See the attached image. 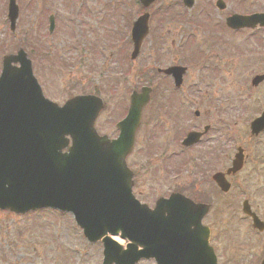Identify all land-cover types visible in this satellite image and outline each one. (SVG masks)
Listing matches in <instances>:
<instances>
[{"label":"flooded vegetation","instance_id":"1","mask_svg":"<svg viewBox=\"0 0 264 264\" xmlns=\"http://www.w3.org/2000/svg\"><path fill=\"white\" fill-rule=\"evenodd\" d=\"M242 2L246 3L248 8L249 5H257L262 0ZM3 3L7 13L8 0H3ZM212 8L216 9L210 7L207 12H204V8L201 9L196 14L195 20L191 22L198 29L197 33L204 34L203 38H205L201 39L198 47L200 54L197 58L195 56L190 58L188 50L185 51L187 55L182 52L181 41L186 33L178 43L176 37L169 38L161 33L160 37L149 41L153 46L152 49L146 51V44L143 43L136 60L131 59L133 51L131 39L126 38L125 43L121 45L115 37L111 46L112 58L114 57L119 63L125 62L124 67L130 71L143 59L142 66L135 75L146 81L137 89L132 86L130 94L125 92L127 88V84L123 81L125 74H118L117 78L106 82L116 85L112 99H116L113 108H116L117 123L126 116L133 93L140 91L142 87L152 89L150 102L144 110L142 129L144 152L148 154L154 152L160 164L156 167L148 160L151 166L150 168L147 166L146 170L157 168L160 176L156 184L161 187L170 185V188L159 196L168 197L172 191H176L196 203L209 206L210 212L205 220L208 221L211 231L210 242L219 264H262L264 261V207H262L264 128L254 134L251 124L264 113V25L258 24L253 28L233 30L227 26L226 20L235 13L229 12L226 5L224 11L214 16L213 12L210 13ZM5 11L2 19L4 29L9 26ZM263 12L264 8L240 14L253 15ZM204 13L209 15L204 17ZM180 22L185 24L183 21ZM166 26L176 28L174 21H163L161 27ZM177 33L178 31L175 35ZM11 35H14L15 39L18 38L15 32ZM232 38L238 39V44L232 43ZM191 39L196 40V35L191 33L185 39V45ZM19 41L21 44V39ZM33 42H37L35 37ZM1 43L3 44V41L0 45ZM5 44H8V41ZM201 48L204 49L202 52ZM232 49L237 50L238 55L232 53ZM8 53L12 52L0 54V74L3 69V57ZM236 55L238 69L236 64L233 66L231 59ZM128 57L129 63L126 62ZM82 65L84 66V64L73 65V71L69 72V76L72 77ZM107 65L108 63L101 62L96 68L103 72ZM173 68L186 69L180 86H176L173 76L160 72ZM191 69L196 71V78L190 76ZM133 72L130 73L134 75ZM156 78L162 79L161 82L156 81ZM80 80H83L82 76ZM119 83L120 85H117ZM118 89L123 91V96L117 94ZM236 90L240 91L237 100L231 101L232 93ZM95 91L102 93L101 90ZM119 99H123V102L118 103ZM120 105H123V108L118 112ZM191 132L198 134V140L186 147L183 141ZM118 134L115 130L112 136ZM154 136L161 138V146L159 149L148 151L147 144L151 143ZM232 139L235 141L233 153ZM238 150L242 155L237 165H242V168L231 174ZM136 158L135 155L130 156L132 165L138 164L139 160ZM220 180L230 184L228 193L222 192L219 186ZM149 182L148 175L135 169L134 190L138 196L151 203L158 193L156 188L148 193L141 190L142 185ZM235 190L238 192L237 196ZM255 201L258 202L256 205H254ZM246 203L251 206L261 222L258 229L254 227L252 217L242 211Z\"/></svg>","mask_w":264,"mask_h":264},{"label":"water","instance_id":"2","mask_svg":"<svg viewBox=\"0 0 264 264\" xmlns=\"http://www.w3.org/2000/svg\"><path fill=\"white\" fill-rule=\"evenodd\" d=\"M154 1L142 4L147 8ZM185 4L191 8L193 1ZM17 17L12 1L13 25ZM257 20L234 16L227 23L239 29ZM146 31L144 16L134 28L136 52ZM14 61L21 62L20 69L11 68ZM147 102V93L132 97L129 115L119 124L120 138L110 141L95 128L104 108L101 99L78 97L60 107L44 99L23 51L6 57L0 77V209L24 214L50 207L73 213L91 242H104V264H137L144 258L158 264H213L209 231L202 225L207 206L175 195L160 199L152 211L131 193L126 159ZM120 233L130 241L125 251L106 237Z\"/></svg>","mask_w":264,"mask_h":264},{"label":"rangeland","instance_id":"3","mask_svg":"<svg viewBox=\"0 0 264 264\" xmlns=\"http://www.w3.org/2000/svg\"><path fill=\"white\" fill-rule=\"evenodd\" d=\"M67 1L68 0H17L18 4L21 6L20 18L17 25V34L19 37H17L22 39L25 35L29 43L35 47H37V43L34 44L33 42L34 34H36L35 32H38V35L42 37V39L38 37L37 39L45 50H43L41 56L35 57V61L38 63L36 65V74H38V77L40 76L39 78L43 81L47 90H50L49 95L52 100L63 103L68 99V95L70 94L74 95L85 91L92 92L94 90H101L102 94L100 93V95L107 101L108 108L101 116L99 130L103 133H108L107 130L112 132V124L118 119L115 118L116 108H113L115 107L116 99H111L109 101L107 99H109L108 96L114 94L116 85L106 81L117 78L118 74H125L124 80L122 79L124 84H127L125 92L130 94V88L132 86L137 89L145 84L146 79L135 75V72L141 68V63L135 64V67L130 71L124 67L123 64L125 62L120 61V64L114 57H111L107 58L108 65L105 71L102 72V70L96 67L100 65L103 59H106L104 46H108V48L112 46V43L115 41V39L112 38L113 36L118 39L119 44L123 45L129 28L130 16L133 15L138 17L144 13V10L137 6V0H89L86 5L84 3L83 8L79 10H77L75 2L80 5L81 2L79 1L82 0H69L72 1L70 4H68L69 1L68 3ZM164 1L168 4L172 2V0H158L150 10L152 9L155 11L156 5ZM215 1L216 0H196V8L189 11L183 6L182 0H173L174 6L172 9V16L167 18V16L163 15L161 12L154 20L152 24L154 36L160 37L161 33H164L166 37H176L178 43L183 34L186 33L181 41V45L183 46L182 52L184 51V54H186L185 51L188 50V56L190 58L194 56L197 58L200 54L198 47L202 41L201 39H205L203 38L204 34L196 33L192 29L184 26V24H180V21L185 17L195 18L201 8L205 9V11L203 10L204 12H207V9L210 7L216 8ZM244 1L248 2V0ZM225 2L227 3V9L231 13H248L264 8V0L257 5L252 4V6H250L248 4V8L247 4H243L241 0H225ZM3 4V0H0V42L3 41V44L1 43L0 45V54L5 52H16L20 48L19 39H15L13 37L14 35L10 34L9 29H4L2 25L5 11ZM54 4L58 9L54 8ZM164 6L166 7V3ZM55 10H57L60 15L57 17V31L49 34L47 19ZM212 12L214 16L220 13V11L213 8L210 13ZM207 15L209 14H203L204 17H207ZM163 21H174L176 28H170L169 26L161 27ZM201 21H203V19ZM169 31L173 33L170 34L168 33ZM176 31H178V33L175 35ZM191 33L196 35L197 39H191L187 45H184V40L189 37ZM6 41H8V44H5ZM231 42L238 44L239 40H234L232 38ZM27 47L28 46H26V48ZM26 48L25 50L27 51ZM89 48L90 52L87 51ZM152 48L153 46L147 42L145 45L146 51ZM202 50L204 49L201 48V52ZM45 52L49 53L46 54ZM97 52H99L98 55ZM232 53L238 55L237 50L233 51L232 49ZM237 55L231 58L233 66L236 64V68L238 66ZM32 59H34V57ZM129 61L130 59L128 57L126 62L129 63ZM82 62H84V66L82 65V68L78 69L76 73L70 77L69 71H73L72 66H77ZM89 64L92 66L91 68ZM132 71H134V75L130 73ZM195 72V70L191 69L190 76L196 78ZM81 76L83 80H80ZM161 80L162 79L156 78V81L161 82ZM117 85H120V83ZM70 86H72V88H69ZM239 92V90H236V92L232 93L233 98L231 101L237 100ZM202 93L203 92H201V94ZM117 94L121 97V95L123 96V91L118 89ZM120 102H123V99H119L118 103ZM122 108L123 105H120L117 111L121 112ZM108 134L112 137V134ZM160 146L161 138L159 136H154L151 143L147 144V150H156L159 149ZM234 146L235 141L232 139V153ZM143 148L144 144L141 139L139 145L136 146L135 153V156L140 162L138 161L137 165L133 163L136 168L131 164L134 169H137L140 173L144 172L145 175H148L150 178V182L143 184L144 190L142 188L141 190L148 193L154 191L156 188L158 193H163L168 190L170 185L166 184L161 187L156 184L159 181L160 172L157 168H149L151 165L158 167V163L152 160L154 152L150 154L145 153L143 152ZM148 160H150L151 165L148 164ZM147 166L149 170H146ZM234 193L235 196L238 195L236 190ZM146 198H148L147 195ZM143 199L144 198H142V201ZM257 203L258 202L255 201L254 205ZM262 207H264V204H262ZM74 224L75 222L71 215L60 216L53 211H45L34 215L30 214L25 217L8 212H0V264H102L103 255L101 245L89 247V243L82 237L81 230L79 228L76 229V225ZM122 245H125V242H122ZM140 264L154 263L143 261Z\"/></svg>","mask_w":264,"mask_h":264},{"label":"bare ground","instance_id":"4","mask_svg":"<svg viewBox=\"0 0 264 264\" xmlns=\"http://www.w3.org/2000/svg\"><path fill=\"white\" fill-rule=\"evenodd\" d=\"M115 240L117 241V242H120V240H119V238L117 237V238H115ZM121 243V242H120Z\"/></svg>","mask_w":264,"mask_h":264}]
</instances>
